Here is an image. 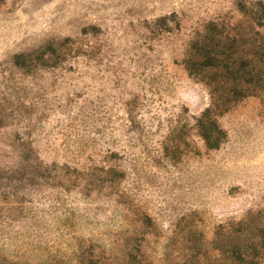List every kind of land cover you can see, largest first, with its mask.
Masks as SVG:
<instances>
[{"label":"rangeland","instance_id":"1","mask_svg":"<svg viewBox=\"0 0 264 264\" xmlns=\"http://www.w3.org/2000/svg\"><path fill=\"white\" fill-rule=\"evenodd\" d=\"M235 2L0 0L5 249L112 235L135 210L163 235L195 222L210 240L218 224L264 208V108L249 97L218 116L224 140L207 148L196 121L208 89L181 63L207 21L240 18ZM42 54L58 65H42ZM22 152L74 174L52 187ZM115 171L122 177L110 185Z\"/></svg>","mask_w":264,"mask_h":264},{"label":"trees","instance_id":"2","mask_svg":"<svg viewBox=\"0 0 264 264\" xmlns=\"http://www.w3.org/2000/svg\"><path fill=\"white\" fill-rule=\"evenodd\" d=\"M235 5L240 18L207 21L189 40L181 60L189 76L208 89L210 102L196 126L209 149L217 148L225 137L218 116L249 97L257 98L264 108V2L236 0ZM49 50L52 46L46 53ZM51 56L42 54L41 64L54 59L49 66L58 65V57ZM22 158L34 161L29 166L37 169V177L44 182L52 180V187L61 183L59 178L74 174L66 165L43 164L32 152H22ZM121 177L115 171L106 181L116 185ZM20 203L16 202V208L22 213L24 201ZM117 203L124 206L126 202ZM119 220L121 228L112 235L72 233L59 249L35 250L26 244L21 254L5 249L0 237V264H261L264 259V208L218 224L210 240L195 222L182 227L178 221L163 235L144 211L123 212ZM151 243L159 247L153 255L148 251Z\"/></svg>","mask_w":264,"mask_h":264}]
</instances>
